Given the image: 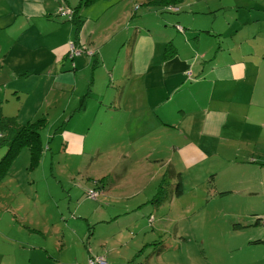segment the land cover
I'll list each match as a JSON object with an SVG mask.
<instances>
[{"label": "rangeland", "instance_id": "rangeland-1", "mask_svg": "<svg viewBox=\"0 0 264 264\" xmlns=\"http://www.w3.org/2000/svg\"><path fill=\"white\" fill-rule=\"evenodd\" d=\"M139 1L153 3L148 0H135V3ZM77 2L70 0L73 6ZM125 3L94 0L84 7L91 14L107 8L97 22L102 29L126 27L133 34L134 30L143 31L146 25L157 42L174 37V43L183 44L182 39L175 38L179 34L175 29L184 31L185 28L174 25L175 20L171 22L179 14L175 13L179 10L176 3L166 1L164 6L170 11L160 13H142V8L151 7L146 5H141L138 12L140 6L136 4L137 13L130 17L136 22H130L129 26L124 21H116L114 16ZM23 4L34 13L40 11L37 3L32 7L25 1ZM45 7L50 8L51 17L44 15L28 21L18 0H0V13H3L0 25L8 23L9 34L28 40L26 43L19 40L10 60L0 68V113L14 116L20 123L38 117H45L47 121L40 131L44 151L38 163L31 162L28 149L22 147L7 159L0 173V264H264V193L256 188L258 176L251 169L224 171L219 176L208 175L203 181L199 177L196 186L190 180L185 181L180 196L171 191L157 207L145 202L149 210L140 215L126 208L125 201L134 193L130 187L110 191L96 187L95 180L102 171H114V180L123 171V161L118 157L103 147L96 151L90 124L85 120L91 117L96 106L94 93L107 84L105 79L112 67L107 68L100 60L97 65L98 49L82 42L79 57L84 66L82 70L79 68L75 82L61 89L58 86L61 80L55 76L59 72V50H54V44L61 31L66 37L71 25L67 10L73 8L63 0H46ZM186 11L184 8L181 12ZM234 13L235 9L230 7L220 9L219 21L225 17L229 22ZM108 22H111L110 28L105 25ZM87 24L93 25V22ZM59 25L64 27L54 30ZM72 25L74 37L75 23ZM80 29L83 30L81 25ZM49 30L57 37H45L39 44L38 36ZM162 45L156 44L157 57L162 54ZM124 46L125 43L116 47L117 52L122 48L120 56ZM111 48L108 46L105 50ZM195 57V63L202 59L199 55ZM66 65L71 63L68 61ZM120 67L121 64L116 66V75ZM10 69L31 73L28 80L19 81L24 91H19V96L10 88L11 83L1 80L9 76ZM64 73L70 75L71 71ZM135 87L144 94L145 88L138 83L131 82L126 89L133 93ZM140 93H133V98ZM81 100L87 111L72 113V120L64 126L70 110L80 107ZM8 150L7 144H0V161ZM135 163L130 159L128 165ZM89 190L98 191L97 197L89 198ZM144 195L140 193L128 200L135 203ZM106 203L115 204V208L104 211ZM99 215L109 220L97 222Z\"/></svg>", "mask_w": 264, "mask_h": 264}, {"label": "crops", "instance_id": "crops-1", "mask_svg": "<svg viewBox=\"0 0 264 264\" xmlns=\"http://www.w3.org/2000/svg\"><path fill=\"white\" fill-rule=\"evenodd\" d=\"M18 1L28 21L44 15L51 17L50 8L45 7L46 0ZM24 1L31 7L39 4L40 11L34 13L32 8L26 9ZM63 1L75 9L83 30L73 37V22H69L66 37L61 31L54 44V50H59V72L55 74L61 80L58 86L61 89L70 86L75 82L79 68L82 70L84 66L79 57L81 54L69 56L68 40L77 38L78 46L82 42L95 46L98 49L97 65L100 60L107 68L112 67L105 79L107 84L94 93L97 99L91 117L85 119L90 124L96 151L103 147L123 161V171L117 180H114V171H102L104 173L97 177L96 187L100 191L130 187L134 193L125 201L126 208L134 215H140L149 210L143 203L152 205L149 200L159 176L169 167L180 173L182 185L190 180L195 186L199 177L203 181L212 173L219 176L224 171L241 172L248 168L258 176L259 182L255 186L264 193V0H244L245 3L243 0H188L187 3L186 0H153V3L115 0L126 2L118 7L114 16L116 21H124L128 26L130 22H136V19H130L137 13L134 10L136 4L140 6L138 12L141 5H146L151 7L142 8V13H160L166 11V1L176 3L179 10L175 13L179 14L171 22L175 20L174 25L185 28L184 31L175 29L179 33L175 38L182 39L183 44L174 43V37L157 42L146 25H143V31L134 30L133 34L126 27L102 29L97 22L107 8L91 14L84 7L87 5L84 0H77L74 6L70 0ZM226 7L235 9V13L229 22L225 17L219 21V10ZM184 8L187 11L182 13ZM89 21L93 25L87 24ZM8 25H0V68L10 60L19 40L28 41L24 36L9 34L6 31ZM105 25L110 28L111 22ZM86 26L99 33L90 32ZM61 27L64 26L59 25L54 30ZM123 31L126 32L124 35ZM51 32L41 33L37 42L40 44L45 37H57ZM185 36L192 40L184 41ZM123 43V55L120 56L122 48L117 52L116 47ZM157 43H163L159 57L156 56ZM108 46L112 48L105 50ZM193 52H196L194 57ZM196 55L206 61L195 63ZM68 61L71 66L66 65ZM118 64L121 67L116 75L114 70ZM68 71L71 76L64 73ZM29 72L10 69L9 76L1 80L11 83L10 88L19 96V91L24 92L19 81L28 80ZM131 82L145 88L144 94L135 87L133 93L140 94L133 98V93L126 89ZM86 107L81 100V106L70 110L63 125L69 124L72 113H85ZM130 159L136 161L135 165H128ZM152 186L153 190H149ZM169 188L167 195L172 191V187ZM140 193L145 194L140 201L132 203L128 200ZM110 208H115V204L103 205L106 212ZM95 220L105 223L109 217L99 215Z\"/></svg>", "mask_w": 264, "mask_h": 264}, {"label": "trees", "instance_id": "trees-1", "mask_svg": "<svg viewBox=\"0 0 264 264\" xmlns=\"http://www.w3.org/2000/svg\"><path fill=\"white\" fill-rule=\"evenodd\" d=\"M92 1L94 0H84L83 3L86 4ZM148 2H153V0H148ZM166 10L170 11L169 7L166 8ZM72 12L73 14L71 18H69V20L70 22L75 23L76 36L79 32L81 22L79 21L75 9H72ZM76 40L73 39L72 42L77 48H81V46H78ZM70 57H74V55ZM46 123L47 121L45 117H38L36 119L20 123L17 122L14 117L4 116L0 113V144H7L9 146V150L0 161V173L2 172L7 159L10 160L12 156H14L22 147H26L28 149L31 162H33L34 164L38 163L44 151V146L40 138V131L43 129ZM214 174L215 173H212L210 176L212 177V175ZM172 178L174 179V183L171 182ZM169 187H172V192L175 196H180L182 194L183 190L180 173L173 171L169 167H166V169L163 170L162 174L159 176L158 183L155 187V192L151 196L149 203H151L155 207H157V205H160L165 196H168L167 194L170 189ZM92 191L94 193L98 192L95 190H89L87 196L89 198H96L97 196L91 195ZM258 221L259 218L256 219L255 223L257 224Z\"/></svg>", "mask_w": 264, "mask_h": 264}, {"label": "built area", "instance_id": "built-area-1", "mask_svg": "<svg viewBox=\"0 0 264 264\" xmlns=\"http://www.w3.org/2000/svg\"><path fill=\"white\" fill-rule=\"evenodd\" d=\"M68 12V18H71L72 16V10L69 9L67 10ZM178 27V26H177ZM179 28V27H178ZM180 29V28H179ZM68 53H69V56H76V55H80L81 54V51L79 50V48H77L73 42L69 43L68 44ZM91 195H95V193L92 191L91 192Z\"/></svg>", "mask_w": 264, "mask_h": 264}]
</instances>
